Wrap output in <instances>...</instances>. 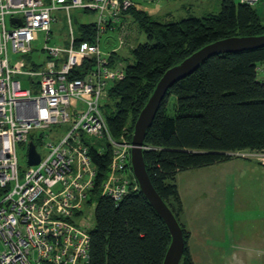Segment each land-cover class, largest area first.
I'll return each mask as SVG.
<instances>
[{"label":"built area","instance_id":"1","mask_svg":"<svg viewBox=\"0 0 264 264\" xmlns=\"http://www.w3.org/2000/svg\"><path fill=\"white\" fill-rule=\"evenodd\" d=\"M130 8L132 0H0V264H87L92 219L85 204L96 177L92 147L100 154L107 146L111 150L102 197L118 204L138 189L127 131L114 139L103 113L125 67L113 58L117 49L107 54L100 49L101 35L114 32ZM71 11L96 15L94 42L76 45ZM59 12L65 15L67 41L48 46ZM11 19L21 25H10ZM39 34L46 43L43 62H34L40 66L11 65L9 51L33 54ZM126 36L123 27L119 47ZM257 72L264 80V66ZM30 142L40 162L21 168L18 148L28 152ZM238 153L264 167V153Z\"/></svg>","mask_w":264,"mask_h":264},{"label":"trees","instance_id":"2","mask_svg":"<svg viewBox=\"0 0 264 264\" xmlns=\"http://www.w3.org/2000/svg\"><path fill=\"white\" fill-rule=\"evenodd\" d=\"M260 1L248 5L222 0L218 13L165 23L134 8L125 12L147 41L130 48L132 62L127 60L124 78L109 90L112 105L106 104L103 113L112 137L119 139L127 131L131 141L139 114L170 68L216 41L264 35L256 8ZM94 36V23L78 25L76 45L92 43ZM262 66L264 48L204 61L166 93L146 131V172L182 229L185 246L180 264L194 262L188 248L190 234L180 221L182 203L176 177L228 162L232 159L229 153L264 151V80L257 72ZM90 153L96 177L85 204L95 205L87 264H163L171 241L164 222L139 189L130 191L118 204L102 197L111 150L107 146L100 154L92 147Z\"/></svg>","mask_w":264,"mask_h":264},{"label":"rangeland","instance_id":"3","mask_svg":"<svg viewBox=\"0 0 264 264\" xmlns=\"http://www.w3.org/2000/svg\"><path fill=\"white\" fill-rule=\"evenodd\" d=\"M173 2L169 4V9L173 11V21H178L185 17L186 13L179 7L178 1ZM257 5V13L264 24V0H261ZM199 9L196 8L193 11H199ZM54 15L58 23L51 27V39L48 46L62 47L66 43L68 35L66 19L63 13L59 12ZM194 15L201 16L202 14ZM71 17L75 32L78 25L96 21L94 13L71 11ZM161 21L165 23L164 20ZM146 41V35L138 30L132 39V45ZM118 43L117 32L108 31L101 35L100 49L107 54L108 51L113 52ZM45 46L43 34H39V40L33 43V54L21 57L9 51V62L13 66L26 67L32 61L40 63L45 57V53L41 52ZM126 47L121 51V54L125 56L120 58L124 66L129 64L128 61L131 58L129 55L126 56V54H130L129 47ZM115 53L119 55L120 50ZM128 56L129 58L126 59ZM22 87L30 90L28 84H23ZM108 103L110 102L107 101L105 105ZM72 104L75 105V102ZM110 104L112 105V102ZM59 132L64 134L65 129L61 128ZM100 143L104 144V142ZM38 150L43 156L44 152L41 149ZM26 153V147L18 148L21 168L26 166ZM234 161L233 167H230L229 164H217L188 170L177 175V185L184 194L183 203L187 208L182 209L180 221L192 234L193 258L197 264H264V252L252 251L245 243L241 247L242 242L248 240L249 234L246 232L259 228L264 220V167L250 160L238 158ZM189 182L193 186L186 188L185 186ZM59 191V186L53 189L54 193ZM256 204L260 205L259 212L244 215L245 210ZM94 210V204L86 207V213L92 219V229L94 228ZM235 253L237 255L233 256Z\"/></svg>","mask_w":264,"mask_h":264},{"label":"water","instance_id":"4","mask_svg":"<svg viewBox=\"0 0 264 264\" xmlns=\"http://www.w3.org/2000/svg\"><path fill=\"white\" fill-rule=\"evenodd\" d=\"M14 23L19 26L21 25L20 20L11 19L10 25ZM262 48H264V35L258 37L228 38L206 45L186 58L182 63L170 68L163 74L135 122L130 143L131 168L139 191L162 219L169 232L171 241L163 264H180L185 244L182 229L172 212L153 188L146 172L143 159L146 131L153 122L166 93L174 84L194 73L204 61L215 56L237 54ZM39 162L40 156L36 152L34 144L30 142L28 145L27 163L32 166L37 165Z\"/></svg>","mask_w":264,"mask_h":264},{"label":"crops","instance_id":"5","mask_svg":"<svg viewBox=\"0 0 264 264\" xmlns=\"http://www.w3.org/2000/svg\"><path fill=\"white\" fill-rule=\"evenodd\" d=\"M132 1L135 4L134 9L136 11L147 14L152 20H155L156 22H162L161 20H164L165 22H177V21H173L174 20L173 19L174 18L173 11L169 9V7H170L169 4L174 3L173 1L179 2V5H180L179 7L186 13V16L181 18V19H185V18L191 17V16L200 18V17L205 16V15L210 14V13H218L220 11V8H221V1L222 0H132ZM196 8H200L199 11H193ZM196 13H200L202 15L196 16V15H194ZM123 27L126 30V35H127L125 37L126 45L122 46V47H119V45H118L116 47L117 51L120 50L119 55L117 53H115L113 55V58L116 60H118V58H123V56H125V55L121 54V51L124 49V47L127 48L126 46H128L129 50H130V48H133V47L139 45V44L132 45V39H134V35L139 30V28L137 27V25L134 23V21L132 20V18L128 14H125L123 16V18H122V20H120L119 24H117L115 26L114 31L117 32L118 35H120V32H121ZM144 43H146V42H144ZM140 44H143V43H140ZM127 55L130 56V54H126V56ZM128 57H126V58H128ZM118 62H121V60L119 59ZM26 159H27V155H26ZM234 160H236V159H231L228 162H225L222 164H225V165L229 164L230 167H233L235 165ZM177 184L178 183H177V177H176V185ZM192 186H193V184L189 182V183H187V186H185V187L187 188V187H192ZM177 188H178L179 197H180V200L182 203V209H187L186 204L183 203L184 198H185L184 194L182 193L181 188L178 185H177ZM263 207H264V205H263ZM260 209H261L260 205L256 204L254 207H251L250 209L245 210L244 215H249V214L254 213V212H259ZM183 214H184V211H183ZM183 214H182V216H183ZM181 220H182V218H181ZM182 224H184V223H182ZM246 233L249 234L248 240L243 241L241 244V247L245 243V244H247V246H249V248L252 251L264 252V220L261 222V225L259 226V228H254L251 231L246 232ZM189 234H190L189 240H188L189 252H190V255L193 259L194 264H197L195 259L193 258V252H192L193 250H192V246H191L192 234L190 232H189ZM236 255H237V253H235V255H233V256H236Z\"/></svg>","mask_w":264,"mask_h":264},{"label":"bare ground","instance_id":"6","mask_svg":"<svg viewBox=\"0 0 264 264\" xmlns=\"http://www.w3.org/2000/svg\"><path fill=\"white\" fill-rule=\"evenodd\" d=\"M247 152H261V153H264V151H251V150H246ZM230 157H232V159H242V160H246L245 157H243L242 154L238 153V152H233V153H229L228 154ZM231 160V159H230Z\"/></svg>","mask_w":264,"mask_h":264},{"label":"clouds","instance_id":"7","mask_svg":"<svg viewBox=\"0 0 264 264\" xmlns=\"http://www.w3.org/2000/svg\"><path fill=\"white\" fill-rule=\"evenodd\" d=\"M131 138H132V136H131ZM130 143H131V141H130Z\"/></svg>","mask_w":264,"mask_h":264}]
</instances>
